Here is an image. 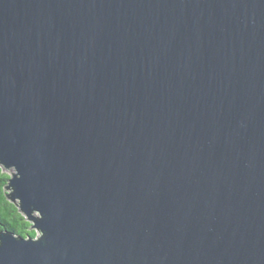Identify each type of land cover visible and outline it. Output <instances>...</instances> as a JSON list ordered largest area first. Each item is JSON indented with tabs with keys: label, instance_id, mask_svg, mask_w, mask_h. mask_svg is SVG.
I'll return each instance as SVG.
<instances>
[{
	"label": "water",
	"instance_id": "95a60500",
	"mask_svg": "<svg viewBox=\"0 0 264 264\" xmlns=\"http://www.w3.org/2000/svg\"><path fill=\"white\" fill-rule=\"evenodd\" d=\"M0 165V264H264V0H0Z\"/></svg>",
	"mask_w": 264,
	"mask_h": 264
},
{
	"label": "trees",
	"instance_id": "16d2710c",
	"mask_svg": "<svg viewBox=\"0 0 264 264\" xmlns=\"http://www.w3.org/2000/svg\"><path fill=\"white\" fill-rule=\"evenodd\" d=\"M10 174L4 172L0 165V231L9 230L16 235L36 236L37 232L30 228L29 222L19 211L17 205L11 202L6 196L5 185Z\"/></svg>",
	"mask_w": 264,
	"mask_h": 264
},
{
	"label": "rangeland",
	"instance_id": "374dc122",
	"mask_svg": "<svg viewBox=\"0 0 264 264\" xmlns=\"http://www.w3.org/2000/svg\"><path fill=\"white\" fill-rule=\"evenodd\" d=\"M3 168V167H2ZM4 172L8 173V174H11L13 172V170H10V169H5L3 168Z\"/></svg>",
	"mask_w": 264,
	"mask_h": 264
}]
</instances>
